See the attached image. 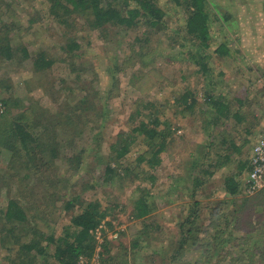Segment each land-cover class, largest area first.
Masks as SVG:
<instances>
[{
  "label": "rangeland",
  "instance_id": "374dc122",
  "mask_svg": "<svg viewBox=\"0 0 264 264\" xmlns=\"http://www.w3.org/2000/svg\"><path fill=\"white\" fill-rule=\"evenodd\" d=\"M159 2L167 12L166 26L160 31L150 28L151 42L142 50L137 38L144 36V25L134 29L113 25L92 29L85 20L78 24L77 19V26L71 28L53 20L46 0H0V24L4 20L15 24L10 32L14 47L26 46L31 53L45 50L57 61L49 71H36L29 59H18L21 53L13 61L0 56V108L5 110L1 102L7 100L8 116L27 114L34 121L40 118L45 123L42 125L50 123L47 130L54 135L56 129L58 143L62 142L57 165L50 170L29 168L19 159L11 161L10 152L0 153V211L10 197H15L34 205L42 214L45 208L41 203L48 195L56 194L47 216L56 223V233L61 234L70 215L54 216L53 211L60 209L55 201H67L75 190L89 184L92 186L86 189L87 198H97L109 208L107 219L112 225H107L105 236L112 243L111 254L123 264H264V187L254 194L244 191L257 131L253 126L246 131L244 122L231 125L218 119L215 107L208 105L203 95L207 88L202 77L208 73L197 72L191 55L195 43L188 39L183 9L172 0ZM70 38L79 42L76 56L64 51ZM216 63L213 60L212 76L223 69L216 68ZM249 65L235 90L224 79V83L213 84L208 91L216 99L227 101L232 109L241 107V114L247 115L245 121L253 125L251 112L261 103L248 99L244 105L233 100L234 91L236 96L240 91L248 92V98L252 96L258 91L254 88L256 78H264L263 66ZM230 71L234 73L232 68ZM185 88L197 91L199 103L179 120L174 115V101ZM141 96L144 104L154 103L151 108L159 110L160 117L171 120L173 141L157 167L150 168L144 162L141 174H126L125 166L130 162L135 166L133 159L141 153L138 147L118 169L119 176L107 179L109 143L139 122L141 117L130 121V115ZM76 105L83 109L78 122L80 135L71 141L73 132L59 136L60 128L51 122H55L54 112L63 115L68 106ZM258 116V122L264 120ZM222 140L226 143L222 144ZM232 141L241 146L236 155L230 148ZM82 149L83 157L74 158ZM203 156L202 163L210 162L214 172L208 177L192 165ZM218 157L224 161L223 166L216 163ZM228 175L238 180L235 195L227 189ZM138 187L147 191L154 206L145 219L132 216ZM20 228L17 236H24L26 231ZM189 228H193L192 234ZM4 235L9 249L0 245V264H27V257H18L17 238ZM96 258L89 264L99 263Z\"/></svg>",
  "mask_w": 264,
  "mask_h": 264
},
{
  "label": "trees",
  "instance_id": "16d2710c",
  "mask_svg": "<svg viewBox=\"0 0 264 264\" xmlns=\"http://www.w3.org/2000/svg\"><path fill=\"white\" fill-rule=\"evenodd\" d=\"M172 1L184 11L185 30L188 39L195 43V51L191 55L195 64H201L197 70L207 73L206 58L209 56L207 50L214 42L210 30L211 18L208 2L207 0ZM46 6H48V13L53 20L71 28L77 26L75 24L77 19L78 24L85 20L88 27L92 29H102L108 25L134 29L144 25V36L137 38L142 43V50H146V45L151 42L150 28L160 31L166 26L167 12L159 0H46ZM14 25L5 20L0 24V56L6 61H13L16 60V55L21 53V57L18 59H29L36 71L51 70L57 61L49 56L47 51L39 50L31 53L26 46L19 49L14 47L10 35ZM79 47V42L75 41L74 38H70L63 46L65 53L72 56H76ZM224 48L225 46L220 44L216 50L220 51ZM182 77L185 79V75ZM143 99L142 96L138 98L137 107L132 110L130 115V121H133L135 117H141L139 122L132 126L130 131L118 133L109 143L105 167L107 179L119 176L118 169L123 166L126 157H129L131 152L138 147L141 148V153L133 159L135 166H130L131 162L125 166L126 174L136 172L141 174V165L144 162H147L150 168L157 167L163 161L162 154L167 150L168 144L173 141L171 138L173 127L171 120L167 116L160 117L158 114L160 111H153L151 108L154 103L148 101L147 104H144ZM217 99L210 95L206 101L208 105L215 107L219 119V114L223 115V109L228 106V102L222 101L220 98ZM174 103V115L179 120L185 119L189 110L195 108L196 104L199 103L197 91L185 88ZM1 104L5 106V110L0 108L2 111L0 113V153L3 154L8 151L11 153V161L14 162L19 159L29 168L38 171L50 170L57 165L55 160L59 156L62 142L58 143L56 129L53 132L54 135L52 133L51 135L50 131L47 130L50 123L42 125L43 121L40 118L34 121L28 119L27 114L17 117L10 114L8 116L10 106L7 105V100H2ZM209 109L210 112L212 108L209 107ZM81 111L83 112L82 107L76 105L75 107L68 106V112L63 115L54 112L52 117L55 118V122L58 121V124L51 123L60 128L59 136L65 132L67 134L73 132L72 141L74 137L80 135L78 122L82 120ZM236 118L240 119L239 114H236ZM37 127L40 129L36 130ZM224 143L226 141L222 140V144ZM144 144L147 146L146 149ZM239 145L234 141L231 142L230 148L235 151V155L241 150ZM208 149L204 154L207 153ZM83 151L85 150L82 149L80 154L74 155V158H82ZM218 156L221 157V155ZM204 159L205 156L198 162L194 161L192 165L201 174L208 177L214 172L210 170L212 168L210 162L205 160L207 164L202 163ZM216 163L224 165V161L219 157ZM248 167V171H250L251 159ZM37 179H39L38 174ZM197 182L199 184L200 180L198 179ZM225 183L231 194H237L239 185L236 177L226 176ZM91 186L89 184H85V187L81 186L82 189L75 190L67 201L60 198L55 201L60 209L53 211L54 216L65 217L70 215L69 223L65 224L61 234L56 233V223L47 216L51 213L48 208L51 209L53 206L51 198L56 199V194L48 195L47 200L41 203V206L45 208V211L44 209L41 210L42 214H38V209L34 205L30 206L18 198L10 197L7 206L0 211V245H5L9 249L8 238L4 235L6 233L15 239L17 238L15 241L20 246L18 257H27V264H80L82 257L90 263V260L95 259L96 256L98 257L96 259H99L97 264H123L111 254L112 243L105 236L107 225H112L111 221L107 219L109 208L103 207L97 198L90 199L85 195L86 189ZM135 192L137 195L135 194L133 199L132 216L137 219H145L153 212L154 206L147 191H144L143 188L138 187ZM193 205L195 209L198 201L196 200ZM189 219L190 216L186 220L189 221ZM147 226L149 227L146 225L145 228ZM20 227L26 231L24 236H17ZM98 231H101L100 236ZM188 231L191 234L194 232L193 228H189ZM136 244L134 242V246ZM51 245H53L52 252L50 251Z\"/></svg>",
  "mask_w": 264,
  "mask_h": 264
},
{
  "label": "crops",
  "instance_id": "0c3cea01",
  "mask_svg": "<svg viewBox=\"0 0 264 264\" xmlns=\"http://www.w3.org/2000/svg\"><path fill=\"white\" fill-rule=\"evenodd\" d=\"M207 2L211 18L210 30L214 41L207 50V54H209L206 58L208 74L205 73L207 75L206 78L202 77L207 88V92L205 91L203 95L208 98L210 95H213L208 91L214 86L213 84L220 85L225 80L228 83L231 82L230 86L232 88V85H234L235 90L237 83L242 81L239 77L243 75L244 71L249 70V64L251 66L256 65V67L263 66L264 68V0H207ZM220 44H223L225 48L220 51L216 50ZM213 60L217 62L216 68H223L217 70L214 74L215 78L211 73L215 67ZM196 65L199 69L201 64ZM230 68L234 70L233 74ZM198 72L200 73L199 75H204L203 71ZM256 79L258 83L256 82L254 88L258 89V91H255L249 98L247 96L248 92L244 93L240 91L238 92L239 95L236 96L237 91L233 90V100L237 99L239 101L237 102L236 100V103L245 105L248 99L258 100L261 103L256 106V111L251 112V115L254 116L253 125L252 122L245 121L247 120V115L244 114L246 115L244 117L241 114V107L239 106H235L232 109V105L230 104L223 109V115L219 114L224 123L229 122L233 125L234 122L235 124L244 122L243 125L247 123L246 131L252 130V128L257 131L254 144L264 128V120H259V122L257 120L258 115L264 118V110H262L264 109V78L259 76ZM248 89L249 91L252 90V88ZM236 114H239L240 119L236 118ZM251 126L253 127L251 128Z\"/></svg>",
  "mask_w": 264,
  "mask_h": 264
},
{
  "label": "built area",
  "instance_id": "2783aa9c",
  "mask_svg": "<svg viewBox=\"0 0 264 264\" xmlns=\"http://www.w3.org/2000/svg\"><path fill=\"white\" fill-rule=\"evenodd\" d=\"M251 165L244 185V191L248 194H254L264 187V128L253 145ZM98 235H101V231H98ZM80 264H89V261L82 257Z\"/></svg>",
  "mask_w": 264,
  "mask_h": 264
}]
</instances>
